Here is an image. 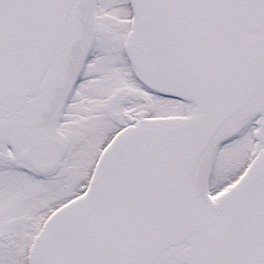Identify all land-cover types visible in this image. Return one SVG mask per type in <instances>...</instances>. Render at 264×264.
<instances>
[{
  "label": "snow or ice",
  "instance_id": "snow-or-ice-1",
  "mask_svg": "<svg viewBox=\"0 0 264 264\" xmlns=\"http://www.w3.org/2000/svg\"><path fill=\"white\" fill-rule=\"evenodd\" d=\"M0 264H264V0H0Z\"/></svg>",
  "mask_w": 264,
  "mask_h": 264
}]
</instances>
